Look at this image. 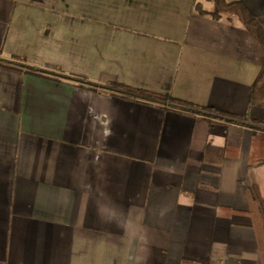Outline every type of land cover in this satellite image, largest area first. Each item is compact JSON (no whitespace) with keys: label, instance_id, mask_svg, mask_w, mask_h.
Here are the masks:
<instances>
[{"label":"crops","instance_id":"0c3cea01","mask_svg":"<svg viewBox=\"0 0 264 264\" xmlns=\"http://www.w3.org/2000/svg\"><path fill=\"white\" fill-rule=\"evenodd\" d=\"M196 3L0 0V58L53 72L0 62V264H264L263 129L56 75L264 122L260 44Z\"/></svg>","mask_w":264,"mask_h":264},{"label":"trees","instance_id":"16d2710c","mask_svg":"<svg viewBox=\"0 0 264 264\" xmlns=\"http://www.w3.org/2000/svg\"><path fill=\"white\" fill-rule=\"evenodd\" d=\"M208 1L212 2L213 4L211 10L204 9L202 4L200 3L195 4V9H197L200 13H207L215 19H218L222 15H232V14L235 15L237 19L247 28V30L253 35V37L260 44L263 50V62L259 73L257 74L256 78L250 85L249 99L252 104L259 105L264 108V29L261 23L259 22L257 17L249 10V8H247L245 4H243L239 0L232 2H227L226 0H208ZM0 62L8 66H12V65L16 67L19 66L25 71L37 75H41V74L45 75L48 73L50 74L53 73L48 70H44L38 67L25 64L24 62H21L19 58H13L10 60L0 58ZM56 75H58L59 77H64L67 79L77 81L84 85H89L91 87L98 88L105 92L119 91L121 93L128 94L131 96L140 97L142 99H147L151 101H159V102H165L167 99V102L170 105L183 110H187L192 113L201 114L208 118H215L234 124H239L243 126L264 130V122L257 121L256 119L244 115H236V114L216 110L214 108L207 106H197L183 100H178L175 98H167L165 96L156 95L143 90L127 88L119 84H100V83L90 82L86 79L79 77L66 76L63 75L62 73H57ZM261 206L264 212V198L261 200Z\"/></svg>","mask_w":264,"mask_h":264}]
</instances>
